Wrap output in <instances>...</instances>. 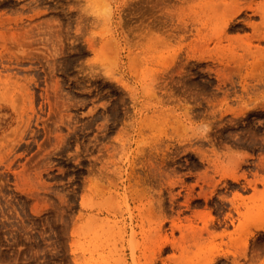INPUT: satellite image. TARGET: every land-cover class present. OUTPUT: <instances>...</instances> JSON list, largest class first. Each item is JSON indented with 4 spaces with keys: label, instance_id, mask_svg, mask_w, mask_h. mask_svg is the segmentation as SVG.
Returning a JSON list of instances; mask_svg holds the SVG:
<instances>
[{
    "label": "rangeland",
    "instance_id": "1",
    "mask_svg": "<svg viewBox=\"0 0 264 264\" xmlns=\"http://www.w3.org/2000/svg\"><path fill=\"white\" fill-rule=\"evenodd\" d=\"M187 8L185 0H0V264H75L73 241L89 239L85 220L76 227L84 178L120 138L133 149L170 146L177 174L204 172L206 150L243 155L240 174H264V84L234 72V52L212 24L202 35L182 31ZM239 19L230 38L251 33ZM229 180L221 193L242 192ZM198 198L192 206L202 210ZM210 201L223 218L229 205ZM252 224L249 253L259 248L255 264H264V225ZM227 247L214 264H233Z\"/></svg>",
    "mask_w": 264,
    "mask_h": 264
},
{
    "label": "bare ground",
    "instance_id": "2",
    "mask_svg": "<svg viewBox=\"0 0 264 264\" xmlns=\"http://www.w3.org/2000/svg\"><path fill=\"white\" fill-rule=\"evenodd\" d=\"M185 2L192 20L191 23L188 21L184 24L182 31L187 35L193 34L194 31L202 35L204 26L212 24L219 43L222 45L224 41H228L229 49L234 52L237 68L234 72L237 70L240 74L244 72L246 78L264 84V0H185ZM244 13H247V16L239 19ZM235 19H239L246 28L251 29V33L230 38L228 32L237 28V25L233 24ZM248 82L254 81L250 79ZM257 89L259 87L255 90ZM68 116L70 118L72 115ZM59 119H62L61 115ZM123 132L125 133V130ZM125 134H128L127 131ZM120 139V144L113 142L107 158L101 162L99 160L98 173L94 164L93 167L90 165L91 174L84 178L87 184L82 196L83 208L77 216L76 227H82L78 222L85 220L81 224L85 223L83 227H88L89 239L83 243L79 240L73 241L75 264H214L217 256L227 246L234 248L231 253L233 258H229L233 264H255V256L261 252L255 246L258 250L256 255L254 253L255 256H251L249 253L250 249L253 251L249 242V234L252 233L250 228L257 226L258 224H255L257 222H260L261 228V222L264 225V214L258 211V209L261 211L260 207H264V188H259V185L264 187V174H260L259 168L254 177L250 178L249 172L239 173L242 166L240 159L243 155L239 156L240 159L234 158V154L229 158L225 155L224 159L220 155L214 158L213 152L209 154L207 150L202 149L209 159L206 170L199 174L192 172L177 174L176 167L170 162L173 159L170 146L166 147L165 144L164 147V144L159 142L150 148L145 146L133 149L130 139ZM188 150L187 148L186 151ZM156 155H161L157 163L153 159ZM78 162L81 165L80 161ZM262 165L264 166V163ZM183 176H192L195 180L190 183ZM229 179L241 182L242 192L253 189V194L246 196L242 192H237L230 197L227 193H221L219 191L221 186L230 185ZM153 181L159 183V190L153 189ZM198 197H202L204 201L202 210L192 206ZM214 197L222 204L229 205L223 218L214 215V208L210 206V200ZM4 198L7 199L6 195ZM7 202L9 201L2 203L6 206ZM221 225L225 227L219 231L218 227ZM77 233L80 234V229ZM102 237L105 239L99 241ZM120 244L130 250L128 255L124 253L117 255ZM227 248L226 252L231 251ZM259 255L257 256L261 257Z\"/></svg>",
    "mask_w": 264,
    "mask_h": 264
}]
</instances>
